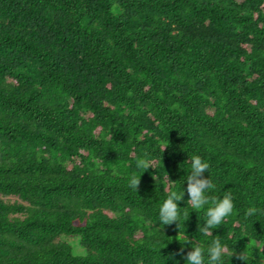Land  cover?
I'll return each instance as SVG.
<instances>
[{"label": "trees", "instance_id": "obj_1", "mask_svg": "<svg viewBox=\"0 0 264 264\" xmlns=\"http://www.w3.org/2000/svg\"><path fill=\"white\" fill-rule=\"evenodd\" d=\"M193 155L234 204L208 235ZM215 239L264 264V0H0V264H187Z\"/></svg>", "mask_w": 264, "mask_h": 264}, {"label": "clouds", "instance_id": "obj_2", "mask_svg": "<svg viewBox=\"0 0 264 264\" xmlns=\"http://www.w3.org/2000/svg\"><path fill=\"white\" fill-rule=\"evenodd\" d=\"M188 163L190 164V172L187 175V188L186 192L189 196L187 200L190 205L199 210L204 206L211 204L206 210V222L203 227L199 228V232L204 235L210 234V230L217 228L226 217L231 215L234 204L231 193H226L222 198H210L205 195L207 190H212L215 185L212 183L209 177L205 178L204 174L208 172L210 165L202 160L199 155H193L189 157ZM138 168L149 169L151 162L145 158H137ZM141 177V176H140ZM140 177L132 176L129 178L128 186L133 190H138L140 184ZM185 192V190H184ZM183 194H179L176 191H170L167 198L164 200L159 209V220L163 225H171L174 222L180 221V208L178 202L184 198ZM254 208H249L245 215L250 216L255 214ZM185 216H189V213L185 211ZM226 251V246L222 245L219 239L212 241L207 249L200 247L199 245L192 246L191 251L185 256L187 264H205V254L208 257V264H223V256ZM233 255V254H232ZM238 255V258L244 261L242 255Z\"/></svg>", "mask_w": 264, "mask_h": 264}, {"label": "rangeland", "instance_id": "obj_3", "mask_svg": "<svg viewBox=\"0 0 264 264\" xmlns=\"http://www.w3.org/2000/svg\"><path fill=\"white\" fill-rule=\"evenodd\" d=\"M71 247V252L73 255H84V249L79 245L78 236H69L63 238Z\"/></svg>", "mask_w": 264, "mask_h": 264}]
</instances>
